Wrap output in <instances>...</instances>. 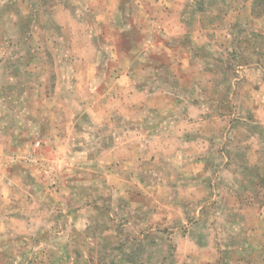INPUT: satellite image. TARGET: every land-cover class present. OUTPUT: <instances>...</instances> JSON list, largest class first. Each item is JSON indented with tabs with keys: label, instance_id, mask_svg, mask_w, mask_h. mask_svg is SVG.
Segmentation results:
<instances>
[{
	"label": "rangeland",
	"instance_id": "rangeland-1",
	"mask_svg": "<svg viewBox=\"0 0 264 264\" xmlns=\"http://www.w3.org/2000/svg\"><path fill=\"white\" fill-rule=\"evenodd\" d=\"M62 1L0 0V102L15 91L14 113L3 110L0 121L11 118L17 135L0 168L24 169L34 182L26 185L43 189L26 193L28 203L18 197L24 216L0 229L18 238L17 257L2 263L264 264V0H187L177 38L174 25L161 27L167 16L140 21L130 6L118 26L125 32L113 34L101 12ZM133 59L139 75L153 61L165 77L156 87L175 92L180 112L150 130L164 143L139 149L143 160L128 161L127 178H110L88 159L96 146L69 130L59 93L78 84L89 98L96 81L104 93ZM169 59L195 67L169 85L167 76L178 77L160 69ZM39 85L49 95L42 112L35 94L19 98ZM43 112L47 128L32 135L30 119Z\"/></svg>",
	"mask_w": 264,
	"mask_h": 264
},
{
	"label": "crops",
	"instance_id": "crops-1",
	"mask_svg": "<svg viewBox=\"0 0 264 264\" xmlns=\"http://www.w3.org/2000/svg\"><path fill=\"white\" fill-rule=\"evenodd\" d=\"M81 1L86 10L101 12L102 16H106L104 18V26L106 25L108 27L107 31L113 34L125 32L121 27L118 29V26L129 18L130 6L136 8L140 21L148 17L161 18L167 16L165 20L168 21L164 20L161 27L162 29H170V24L174 25L173 32L176 34L174 35L176 38L180 37L185 30L180 24V21L187 12V0ZM62 3H64V0ZM114 23L117 24L116 28L112 25ZM124 28L130 29V27L126 26H124ZM23 61H25L24 64L28 68L31 61ZM135 61L136 60L133 59L123 60L121 62L123 67L126 66V69H122V74H120L115 81L112 80L113 84L111 86L108 85L104 93L97 90V86L99 85L98 82L101 83V81L90 84L88 87L90 88L88 89L90 90L89 98L82 99L80 94L81 86L77 87L78 84H74L71 87L72 93L66 92L65 90H61L59 93V99L63 103L61 106L66 115V124L69 130L75 131L77 136L84 138L82 141L88 138L89 141L96 146L88 151V159L94 164V167L96 166V170H99L98 166L106 170V174L110 178H127V165L129 160H139V158L143 160L141 154L144 152V147H149V145L160 146V144L164 143L159 132L156 131L155 133L153 131V133H150V130H161V125L166 124V122H163L166 115H169L167 118H172L174 114L180 112L178 111L180 107H174L170 103L173 100L172 98H174L173 96L176 95L175 92L172 89L167 91L164 87H162V89L156 87L157 83H159V81L161 82V80L165 84V77H161L162 74L159 73V69V71H155L153 61H147L146 64L151 68V73L148 71H139L142 72L140 75L138 73L136 74L134 71L133 64ZM75 62L78 61L75 60ZM125 63H127V65H125ZM35 64V62L34 64L31 62L30 67ZM41 65L43 66L42 63ZM90 66H92L95 79L97 80V72L100 67L99 60H94ZM163 66L168 67V73L170 70L178 72H176L178 74L176 78L173 76L168 78L167 76L166 79L169 81V85L171 83L176 84L177 81L182 79L179 74H182L185 67H195L194 62L189 59H182L179 62H176L174 59H169L166 65L163 63L160 66V69H162L161 67ZM170 67H172V69ZM43 77L45 78L43 75L40 76V82H43ZM140 77H142V79ZM194 77L195 75H190L192 81H194ZM10 81H12V79ZM184 81L187 80L184 79L183 82ZM142 82H146V84L144 86L138 84ZM148 85L151 86L148 87ZM5 88L7 87H4V90ZM11 89V87L6 89L7 94L1 93L5 95L2 96L4 98L3 102L0 103L6 105V107H1L2 105H0V113L3 110H6L8 114L14 113L11 106V103H13L11 96L14 98L15 91L11 92ZM24 90V94L19 95V98L26 97L27 101H29L30 95L32 97L35 94L36 96L34 98L37 99V101L35 100L37 102V108H40V110L41 108H48L49 95L45 87L39 85L35 88L26 87ZM7 99H9L8 104H4ZM25 102L24 100V103ZM44 114L45 112H43L41 118L35 116L36 118L32 117L30 119V130L32 135L34 128H47L49 121L47 119L48 117L44 118ZM9 121L8 123L0 121V158L2 155H9L11 152L14 153L16 149L15 138H17V135H15V133L13 135L11 132V118ZM40 122L42 123L40 124ZM46 123L47 125H45ZM86 123H90L88 130L85 129ZM27 124H29V121ZM183 125H185V123ZM130 131H133V133H130ZM98 133H100V135ZM130 146L134 147L135 150L130 148ZM139 149L141 154L139 153ZM91 150H93V152ZM132 155L136 157L130 158ZM117 165H119V167H117ZM28 181L34 183L29 179V172L24 169L12 167L3 170L0 168V226H5L0 227L1 230L2 228L9 229L12 223L16 222L17 218L24 216V214H20V209L17 207L18 197L22 199V203H28L26 193H42L43 189L41 186L26 185ZM109 189L111 192H114L113 188L109 187ZM119 192L121 194L124 193L121 187ZM25 220L26 226L32 224V221H29L27 216H25ZM24 237L26 238V236ZM23 239L24 238L21 240ZM17 241L18 238L16 233L4 235L0 233V264H6L4 261L2 263V259L5 260V257H7V259L17 257Z\"/></svg>",
	"mask_w": 264,
	"mask_h": 264
}]
</instances>
